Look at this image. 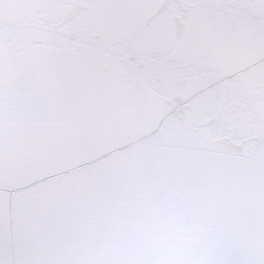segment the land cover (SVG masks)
Wrapping results in <instances>:
<instances>
[{
  "label": "snow or ice",
  "instance_id": "1",
  "mask_svg": "<svg viewBox=\"0 0 264 264\" xmlns=\"http://www.w3.org/2000/svg\"><path fill=\"white\" fill-rule=\"evenodd\" d=\"M0 264H264V0H0Z\"/></svg>",
  "mask_w": 264,
  "mask_h": 264
}]
</instances>
